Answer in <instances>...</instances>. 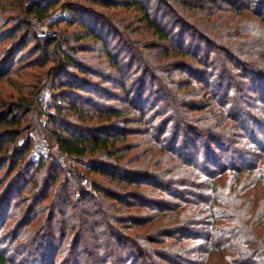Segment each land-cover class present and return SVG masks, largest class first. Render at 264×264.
<instances>
[{"label": "trees", "instance_id": "16d2710c", "mask_svg": "<svg viewBox=\"0 0 264 264\" xmlns=\"http://www.w3.org/2000/svg\"><path fill=\"white\" fill-rule=\"evenodd\" d=\"M55 8L62 45L5 17L0 81L52 70L46 140L84 164L92 192L76 167L29 154L42 111L39 80L26 82L0 98V229L20 207L0 245L19 242L25 264H264V153L232 148L242 164L222 165L248 129L240 108L264 102V0H34L27 13ZM10 252L0 264L22 262Z\"/></svg>", "mask_w": 264, "mask_h": 264}, {"label": "rangeland", "instance_id": "374dc122", "mask_svg": "<svg viewBox=\"0 0 264 264\" xmlns=\"http://www.w3.org/2000/svg\"><path fill=\"white\" fill-rule=\"evenodd\" d=\"M34 0H24L23 1V5H22V9H23V13H20L18 10L16 9H6L4 12L0 13V27L4 28L5 26H9L11 24H13L14 21H11L10 23H6L5 22V17L7 16H16L18 15L19 18H22L24 21H27L30 23L31 27H32V31L35 32V35L39 38H54L57 40V43L62 45L63 40H64V35L62 34L61 30L65 29L67 27H65L63 24H60L58 27H52L50 26L52 21H58L60 19H65L68 17V14L64 11L61 10V8H55L53 11L50 12V14H48L47 16L39 19L36 15L34 14H28L27 13V9L28 7L32 4ZM22 15L20 16L19 15ZM125 14L128 17H132L133 16V12H125ZM2 22H4L2 24ZM2 24V25H1ZM42 27L46 29L47 35L43 36L42 34ZM0 28V29H1ZM2 37V38H1ZM5 39V35L2 31H0V57L2 55V53L4 52V50L6 48H9V46L11 45V40L8 41H4ZM97 48V47H96ZM90 55V53H89ZM87 56V55H86ZM47 67L38 69V67H35L34 65H23L20 68H18V76H15L14 74L12 75L11 79L8 81H0V98L3 97H9L10 94H16L18 91L19 92H23V93H28L29 92V86H27L28 83L26 82H34L35 80H39L38 84H39V89H38V93L36 95L37 98V102L40 105V109H41V104H40V100H39V92L42 89H46L47 90V94H46V99L48 100L49 104L51 102V89L48 86V82L50 75H51V71L49 70V72L47 73H43V70L46 69ZM54 72V71H53ZM52 72V73H53ZM242 111L246 112V125L248 127L247 130H243V129H239L237 130L235 133L236 135L234 140L237 138V141H239V143L235 144L234 146H230V149H227V151L222 155V165L227 163V164H242L239 163L240 159L237 158L236 154H234L232 152V148L237 149V150H246V154H242V158H244V160H248L250 162L254 163V156H251L249 152L251 153H258V155H262L264 152L262 151L263 148H261V146H264V102L261 101H253L252 105L250 106V108L247 109H243L240 108ZM239 113L236 112V116H238ZM248 115V116H247ZM252 119V121H251ZM224 120L226 121V118H224ZM256 120V121H254ZM249 121V122H248ZM36 125V124H35ZM38 126L36 125L35 128H37ZM46 127V126H45ZM45 127L42 128L40 126L39 130L42 129L46 135V131H45ZM133 127L135 128H142L141 125H137L134 124ZM38 129H35L34 131H32L30 133V136L33 137V135L35 134V132L39 131ZM132 142L136 143L137 149L136 150H141L142 146H138L137 143L138 141L142 138V136L140 135H132L129 137ZM21 141V140H19ZM18 141V142H19ZM201 146V145H199ZM54 149V148H53ZM138 151H133L134 152H138ZM30 154V151H29ZM31 155V154H30ZM149 163L153 160H157V158L159 156H161V153H158L156 151H154L153 153L149 154ZM264 156V155H262ZM31 157L36 158L34 156L31 155ZM43 158V157H42ZM247 158V159H245ZM65 167H61V168H66L67 164H71V166L76 167V169L81 173L84 174V177L81 180V184L84 186V188L86 190H88L85 185L82 183L83 180H86V182L91 184V189L88 190L90 192H92V183H91V178L88 177L85 174V167L84 164L78 160L76 161V159H68L67 156H65ZM244 162V161H242ZM56 164H58L57 162H55ZM263 163H264V158H263ZM59 166V165H58ZM233 173H226L224 176L221 177V179L219 180L221 186L222 184L225 185L226 183H228L227 180H229V177L232 176ZM243 177V175H240V178ZM12 208L10 209L9 213H8V220L6 221V223L4 224V226L0 229V236H3V239L6 237L5 236V232L9 229V227L14 224V222H16L17 218L19 217L18 215H13V204L11 205ZM16 210H20V207H17V209H15L14 212H16ZM140 214V212H138ZM263 228V227H262ZM135 230L133 229V232ZM191 234H201L204 232V229L202 226L200 225H196L191 227ZM198 243H201L203 241H197ZM196 242V244H198ZM4 245H0V249H4V248H11V252L9 253L10 256H18V260L22 261V258L26 257L25 251L23 252V248H18L17 249H13V247H15L16 245H19L18 243L12 244L10 246L8 241H3ZM190 243V242H189ZM190 244H194L193 242H191ZM205 243H201L202 249L205 247ZM86 247V246H85ZM87 250L90 251V249H88V247L86 248ZM95 254V252L93 253ZM93 256V255H92ZM35 258L39 257L37 256H33ZM199 255H192L191 257H189L191 260H197L196 258H198ZM31 260L29 259L28 263L26 264H33L35 261L32 260V257H30ZM26 260V259H25ZM93 259H91L92 261ZM41 261V260H39ZM226 263L224 259L219 258L218 255H216L214 257V261L212 264H220V263ZM22 264H25V261L21 262ZM18 262V264H21ZM90 263V260H89ZM17 264V263H15ZM34 264H39L38 262H35ZM43 264V263H42ZM126 264H129L128 262ZM181 264H186L181 263Z\"/></svg>", "mask_w": 264, "mask_h": 264}, {"label": "built area", "instance_id": "2783aa9c", "mask_svg": "<svg viewBox=\"0 0 264 264\" xmlns=\"http://www.w3.org/2000/svg\"><path fill=\"white\" fill-rule=\"evenodd\" d=\"M42 34L43 36L47 35L46 29L42 27ZM47 90L42 89L39 92V100L41 104V111L42 114L39 118L40 126L44 128L46 126V116L44 112L47 110L49 102L46 99ZM30 154L34 157H43L49 160H52L54 162H57L60 167H65V153H63L60 150H56L51 148V146L48 144L46 140V135L42 129L35 132V134L32 137V145L30 148ZM85 187L90 190L91 184L86 182V180H83L82 182Z\"/></svg>", "mask_w": 264, "mask_h": 264}]
</instances>
